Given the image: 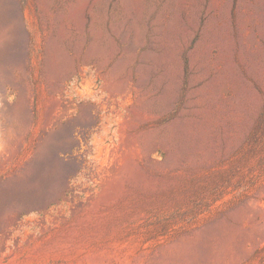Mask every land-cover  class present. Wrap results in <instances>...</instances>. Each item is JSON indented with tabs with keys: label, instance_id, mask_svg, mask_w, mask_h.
<instances>
[{
	"label": "rangeland",
	"instance_id": "rangeland-1",
	"mask_svg": "<svg viewBox=\"0 0 264 264\" xmlns=\"http://www.w3.org/2000/svg\"><path fill=\"white\" fill-rule=\"evenodd\" d=\"M0 264H264V0H0Z\"/></svg>",
	"mask_w": 264,
	"mask_h": 264
}]
</instances>
